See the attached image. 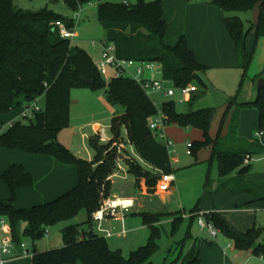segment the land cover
<instances>
[{
  "label": "trees",
  "instance_id": "1",
  "mask_svg": "<svg viewBox=\"0 0 264 264\" xmlns=\"http://www.w3.org/2000/svg\"><path fill=\"white\" fill-rule=\"evenodd\" d=\"M62 1L74 13L96 4V22L103 32L102 40L114 46L118 59L159 65L161 79L176 89L194 82L205 87L197 76L205 71V67L198 63L188 48L185 36L180 35L173 46L165 44L167 24L159 0H136L134 4L108 0ZM209 3L224 14V30L232 43L237 66L245 75L253 54L247 50L248 34L254 31L255 40L264 37V0H210ZM255 7L258 8L256 23H251L247 30H244L239 17L226 16L229 13H247ZM57 21L68 28L75 24L71 17L47 9L25 12L14 6V0H0V117L23 105L35 104L40 98L44 100L43 109H32L30 116L23 114V120L13 122L0 132V149L49 157L59 164L73 166L77 175L76 185L50 202L30 209L16 208L13 205L16 191L32 188L34 181L21 165L12 164L1 174L10 197L0 201V220L3 219L10 229L9 239L13 247L19 248L24 241H30L34 247L30 264H151L150 259L159 249L158 224L163 217H171V234H174L181 224L179 213L139 214L142 224L149 230V237L145 245L127 257L120 250H111L105 238L94 232L91 216L110 194L109 178L117 170V153L112 145L120 139L121 128L125 130L126 140L133 146L135 154L153 170L125 161L128 174L135 178V189L140 188L142 182L145 192L153 195L160 175L172 174L167 148L149 129V122L158 114V109L133 79H104L85 50L59 36L53 26ZM263 73L254 81L263 78ZM82 78L90 80L91 84L83 82ZM77 88L103 91L110 105H119L124 110L111 120L112 139L108 143H99L96 136L88 139V146L94 153L91 161L77 158L57 141L58 134L69 126L70 92ZM197 100L196 95L190 97V109L186 113L177 112L171 101L162 103L159 112L165 125L201 132L202 139L191 143L190 155L195 156L198 151L211 148L209 162L216 161L219 180L215 192L230 188L233 195L247 194L257 200L260 190L243 178L248 172L243 159L248 155H262L263 148L257 140L248 142L238 138L236 130L238 110L254 108L258 132H263L264 90L256 89V97L249 103L238 104L237 96L232 97L214 138L210 137L209 131L216 110L208 106L192 108L191 104ZM232 107L236 111L230 113ZM229 113L227 133L221 138L220 130ZM2 125L0 121V129ZM236 170L237 176L229 178V174ZM80 213L85 215V221L67 225L61 230L63 245L60 248L35 250V242L43 238L49 228L70 222ZM190 213L195 220L197 207ZM203 217L205 223L231 241L236 250L264 259V243H260L264 231L261 228L252 226L246 232L238 233L217 213L203 214ZM189 236L188 227L186 238ZM186 240L184 238L179 244ZM170 254L171 250H168ZM162 264H200L198 248L194 245L186 252L181 249L174 260L168 261L167 256Z\"/></svg>",
  "mask_w": 264,
  "mask_h": 264
},
{
  "label": "rangeland",
  "instance_id": "2",
  "mask_svg": "<svg viewBox=\"0 0 264 264\" xmlns=\"http://www.w3.org/2000/svg\"><path fill=\"white\" fill-rule=\"evenodd\" d=\"M145 2H153L155 0H144ZM163 9V18L167 24L166 35H174L177 30H180V33H184L186 38L192 31L190 35L196 36L198 30H204L208 33L210 32L208 12L205 10H200L191 8L193 4L190 0H159ZM111 3H122L128 2L129 4H134L136 0H108ZM210 0H203L201 5H206L205 7L211 9L215 13H221L216 7L211 5ZM180 5L181 8H177ZM14 6L17 9H20L25 12H38L43 9L50 10L58 15L72 18L74 12L69 10L63 3L62 0H14ZM189 6V8H188ZM187 11V12H186ZM223 16V13H222ZM226 16H237L243 22L244 30H247L251 23H256L257 16L254 11L247 13H229ZM212 20V21H211ZM211 25L214 23V15L211 19ZM219 26L222 28V31L225 32L222 18H219ZM76 26V41L74 45L79 46L81 49L85 50L91 57L93 63L97 66L99 62L98 54L90 46V42L93 41L98 43L102 40L103 36L100 34L101 28L97 25L96 22V4H90L82 8V12L79 14L78 20L75 22ZM214 27V25H212ZM192 30V31H191ZM211 33V32H210ZM226 34V32H225ZM227 35V34H226ZM228 36V35H227ZM176 42V41H174ZM247 50L248 52L253 51L250 64L243 74V70L239 67L232 66L226 69H213L206 68L203 73H198V78L201 82L204 83L205 87L201 86L199 83L194 82L190 83L187 86H195L197 92L195 93L198 100L191 104L192 108L199 107V103H206L207 106H211L217 110L210 130V135L215 136L213 132L218 130L220 121L222 118L223 110L225 109L228 101L237 96V100L241 101H253L256 97V83L253 81V77L264 68V39L255 40L254 31L250 32L247 37ZM109 77H112L113 72L108 69ZM264 77V73H263ZM156 80H160V77L157 76ZM207 81V82H206ZM206 82V83H205ZM257 82V80H256ZM148 97L155 104L158 109V112L161 109V104L166 102H173L174 107L179 113H186L190 109L189 102L183 104H178L180 93L175 90V95L172 98H165L160 93L147 92ZM194 95V94H193ZM95 98L102 99L104 101L102 110L97 111H88L90 104ZM70 101L72 102L71 107V126L62 130L57 137V141L62 144L68 142L73 135V143L79 146L80 157H77L83 161H88V158L93 156V151L89 148L88 142L86 141V147L84 150L83 145H81L80 134L81 132L75 129L74 127L79 126L78 124H84V122L89 123V127L83 129V132L91 134V125L98 124L100 128H103L106 132V136L109 138L107 142H101V144L108 143L111 139L110 124L113 117L121 115L123 113V108L119 105H110L107 102V95L103 91L93 92L87 88H77L73 89L70 92ZM199 101V102H198ZM77 103H81L77 105ZM39 109H43L44 100L40 99L36 103ZM34 103L29 105H23L14 111L10 112L7 115H4L1 119L4 124L2 125L0 132L8 128L11 122H15L22 119V114L27 116L31 115L32 109L35 106ZM83 107V108H82ZM85 107L87 110H85ZM83 109V110H82ZM240 117V125L238 133L241 137L246 138L247 140L257 139L253 134L258 131V120L257 112L254 108H243L238 115ZM82 122V123H80ZM228 119H224L222 125V131L227 127ZM164 132L168 133L174 145L175 154H170V163L172 167L173 174L177 178V186L179 183V191L175 193L174 197L168 202H162L160 199L155 196H151L148 200L151 203L144 205L142 213H175L179 212L183 218H188L191 210L196 205L197 208L204 206L206 197L210 198L206 192L205 180L208 178L209 182H212L217 177V164L213 160L210 164L209 162V152L207 149H202L196 153V155L187 154L186 143H192L195 141H200L202 139V134L196 129H182L176 125H165ZM215 131V132H216ZM214 132V133H215ZM263 137H261L260 142L264 144V130ZM125 130L121 128L120 130V139H117L112 147H115L117 153L116 164L118 162L124 163L125 161L135 160L133 158L134 148L130 145L126 139ZM97 137V136H96ZM98 138V137H97ZM63 145V144H62ZM67 148V147H66ZM89 151V154L86 152ZM71 152V151H70ZM72 153V152H71ZM73 154V153H72ZM75 156V155H74ZM27 157L24 153H19L15 151H9L0 149V166L2 165H19L22 164L20 158ZM142 168V163L139 164ZM251 164V163H250ZM256 164L252 162V165ZM144 169V168H143ZM234 173H231L233 175ZM115 185L113 189L121 190V185L118 180H115ZM160 182L157 181L156 189ZM0 201L7 200L10 197L9 189L4 185L0 177ZM129 195V194H128ZM17 196V195H16ZM132 197H135L134 193H131ZM109 198V196L107 197ZM13 205L16 208L30 209L35 205L30 198L24 196L16 197ZM198 216V214H197ZM128 219H132L130 227H126V235L124 239L116 237V230L112 229L110 225H107V222H103L102 226L105 229H108L107 232L114 234L112 238H106L107 244L111 250H120L124 257L136 250L137 248L146 244L149 237V230L147 227L142 225L141 218L137 214H131L126 216ZM205 219V218H204ZM85 221V215L80 213L76 218L67 223L58 224L52 228L48 229V234L35 242V249L37 252L41 250H50L55 248H60L63 245L60 230L67 225H76L81 224ZM205 221V220H204ZM135 222V224H134ZM133 223V224H132ZM115 226L114 223H110ZM119 225V224H117ZM94 232L98 234L96 226L94 225ZM137 227L136 229H134ZM189 227V233L196 237L198 236L201 246L199 247L201 258L203 259H214L216 256V247L219 250H225L227 242L224 240V237L217 232L215 239H212L206 230H200L199 225L197 224V218L191 222L184 220L181 222L179 228L174 234H171V225L163 224L159 228V239L157 241L158 251L150 259L151 264H162L163 259L168 256V259L174 260L177 257V253H171L168 255V250L171 247H175L174 244L182 241L186 235V228ZM133 228V229H132ZM122 230V228H121ZM217 231V230H216ZM99 236H101L99 234ZM2 241L6 243L8 237L2 235ZM260 243H264V238L261 237ZM26 247L29 250V257L20 258L17 264H28L30 261V256L33 252V246L30 241H25ZM179 246V245H178ZM178 248V247H177ZM177 248L175 251H177ZM180 249V247H179ZM174 251V252H175ZM218 252V251H217ZM179 253V252H178ZM228 255V253L226 252ZM258 258V257H257ZM236 258L235 261H237ZM251 260V261H250ZM249 260V263L246 264H258L253 258ZM10 261V260H9Z\"/></svg>",
  "mask_w": 264,
  "mask_h": 264
},
{
  "label": "crops",
  "instance_id": "3",
  "mask_svg": "<svg viewBox=\"0 0 264 264\" xmlns=\"http://www.w3.org/2000/svg\"><path fill=\"white\" fill-rule=\"evenodd\" d=\"M190 1L193 3L191 5V8H194V9L200 8V10H205L206 12L209 13L208 14V19H209L208 23H209V27H212L209 29L211 33L209 31L207 33L204 30H198L196 36H193V35H190L193 33V31L191 30L192 32L186 36L188 48L194 54L198 63H200L201 65H203L206 68H213V69H217V70L226 69V68H229L232 66L238 67L235 56H234L232 43H231L229 37L225 34L224 31H222V28L219 26V23H220L219 18H222V21H223L224 14L222 16V12H221L219 15V13H215L214 11H211V9L205 7L206 5H201L203 0H200V1L190 0ZM124 3H128V2H124ZM177 8H181L180 5H178ZM188 8H189V6H188ZM254 10H255V13L257 16L258 15V8L255 7L252 11H254ZM81 12H82V9H81ZM213 15H214V23L212 25H214V27L211 25V21H212L211 19H212ZM100 32H101L100 34L103 36V32L102 31H100ZM75 33H77L76 30H75ZM180 35H184V33H180V30H177L176 34H174V35L172 34V35H170V37H169V35H165V37H164L165 44H167L168 46H173L176 43L174 41H177V39L179 38ZM259 39H264V37H260ZM75 41H76V38H75ZM91 48L94 50L95 53L98 54V58H99L100 57V49L98 47H91ZM263 71H264V68L261 71H259L253 77V79L257 75L262 73ZM144 77L145 78L149 77V73H144ZM263 79H264V77H263ZM40 99H42V98H40ZM237 102H238V104H244V103H249L252 101H241V102H239L237 100ZM89 103L90 104L93 103V104L91 106H89L88 111L92 110L96 113L97 111L102 110L104 101H102V99L95 98L94 100H92V102H89ZM80 104L81 103H77V105H80ZM199 105H200L199 107L207 106L206 103H202V102H200ZM71 107H72V102L70 101L69 126H71L70 125L71 124L70 123L71 122ZM208 107H211V106H208ZM242 109L238 110L239 111L238 115L240 114V111ZM85 110H87L86 107H85ZM224 110H223V112H224ZM233 111H236L235 107H232V109L230 110V113ZM216 112H217V110H216ZM230 113L226 117L228 119V122H229ZM2 118H3V116L0 117V121L4 124V122L1 120ZM12 123L13 122H11V124ZM80 123H82V122H80ZM78 125L79 126L74 127V128L81 132L80 140H81V145H83V147H84V146H86V141L88 142L89 138L96 136V129L99 126H98V124H92L91 125V134H89L87 132L82 131L83 129H86L89 127V125H90L89 123L84 122V124H78ZM239 125H240V117L238 116V126H237V130H236L237 137L244 139L248 142H252V141L257 140L263 148V153H262V155H263L264 154V144L262 142H260L261 137H263V133L260 137H256V134L258 133V131H257L255 134H253L255 136V138H257V139L247 140L246 138L241 137L239 135V133H238ZM227 129H228V127H226L224 129V131H222V127H221V130H220V137L221 138L226 135ZM210 130H211V128H210ZM215 131H216V128H215ZM214 132H213V134L216 136L218 130L215 133ZM163 134L167 139L171 140L169 134L164 132V130H163ZM209 135H210V131H209ZM215 136L210 135L211 138H214ZM73 138H74V132H73L72 138L68 142H65L62 144L65 147H67L68 150L73 153V155H75L76 157H80V152H79L80 148L78 145L73 143V140H72ZM110 138L111 137H109V138L107 137L108 140ZM124 138L126 139V133H125ZM173 145H175V143H173ZM85 148L86 147H84V150H87ZM206 149L209 152V154H211V150H210L211 148L208 147ZM86 152L89 154V151H86ZM174 152H175V150H174ZM92 158H93V156L88 158V161H91ZM133 158H134L136 163H138V162H139V164L142 163V166H145V167H143L144 169H146L148 171H153L152 168L149 167L147 164H145L135 153H133ZM209 158H210V156H209ZM20 159L22 161V164H19V165H21L26 172L31 174L33 181H34V185L30 189H18L16 191V195H17L16 197L17 198H18V196L28 197L31 199V201L33 203H35V205H39V204L47 203V202H50V201L56 199L60 195L71 190L76 185L77 175H76V169L73 166L62 165V164L55 162L54 160H52L49 157H43V156L27 155V157H22ZM255 163L256 164H254V165H252V163L248 165V172L243 176V178H244L245 182L253 184L254 186H256L260 190V193L258 195L259 197L257 200L253 199V197H251L247 194L233 195L230 188H224L223 190H221L219 192H215V189H216L218 182H219L218 173H217L216 179L213 180L212 182H209L208 178H206V180H205V184H206V181L208 183L205 186L206 192L203 194H204V196H205V194H208V196L210 198L206 197V201H205L204 206H202L201 208H199V207L197 208L198 214L199 213L208 214V213H212V212L217 213L222 220H224L233 230H235L238 233H244L247 230H249L250 228H252V226L259 227L264 231V159L259 161V162H255ZM7 165L5 164V165L0 166V177H1V174L10 166V165L9 166H7ZM116 166H117V170L109 178L110 183H111L109 197L110 198L116 197V198L132 199L134 202V207L132 209H130L127 213H125L123 215L122 219L119 217L117 219H107L104 222H107L108 226L110 225V227L112 229L116 230L115 234H116L117 238L124 239L123 237L126 235V227L127 226L130 227L131 221H132V219H128L126 216L131 215V214H137V215L141 214L143 209H144V205L151 203L150 200H148L151 196H155L156 198L160 199L162 202L170 201V199L172 197H174L175 193H178L180 186H179V183L177 186L178 181H177V178L173 174V171H172L171 175H173L174 181L170 184L168 190L159 191L158 189H156L153 195H149L145 192V189L142 186V182L140 183V188H138V189L134 188L135 178L132 175L128 174L127 167L125 166L124 163L118 162L116 164ZM232 173H234V174L231 175V173H230L228 176L229 178L237 176V170L233 171ZM115 180H118V182H120L119 184L121 185V190L113 189L115 182H116ZM0 190H2L1 186H0ZM131 193H134L135 197L130 196ZM195 207H197V206L195 205L194 208ZM173 213H170V214H173ZM175 213H179V212H175ZM152 214L168 215L167 213H152ZM179 216L181 217V222L183 221V219L188 220L189 222L193 221L192 220L193 216L191 213H190L188 218H183V216L180 213H179ZM171 222H172L171 217H163L161 222L158 224V226L160 228V226H162L163 224H170L171 225ZM110 223H114L115 226L110 224ZM117 224H119V225H117ZM134 224H135V222H134ZM121 228H122V230H121ZM136 228L137 227H135L134 229H136ZM103 229L106 231L108 230V229H105L104 227H103ZM61 230H60V233H61ZM200 230L203 231L206 229L200 228ZM186 231H187V228H186ZM111 233H110L111 236L109 238H112L114 235ZM5 236H7V235H5ZM7 237L9 239V236H7ZM185 239H187V240L183 244H179L181 242L180 241V242H178V244L177 243L174 244L175 247L169 248V250H171V253H175V254L177 253L178 254L179 250H181V249L184 252H186L189 250V248L196 245L198 248V251H199L200 264H246V263H249V260L251 258H253V260L258 262V264H264V259L257 258L255 256L251 255L249 252H240V251L236 250L233 243L231 241L227 240L226 238H224V240L228 244H227L225 250H219L216 247V252H215L216 256L214 259H211V260L203 259V258H201V253L199 250L201 243H200L198 236L193 237L190 234V236L186 238V235H185ZM260 240H261V238H260ZM23 244L25 245V249L29 253V250L26 247L25 241L23 242ZM179 247H180V249H179ZM176 248H177V251H175ZM41 251H44V250H41ZM21 252H22L21 247H19V248L14 247L12 249L10 255L8 257H6V263L5 264H17L19 261H16V260H19L20 258H24V256H21ZM226 252L228 253V255L226 254ZM26 257H29V256H25V258ZM236 258H238L237 261H235ZM168 261H170V260L168 259ZM28 264H30V261Z\"/></svg>",
  "mask_w": 264,
  "mask_h": 264
},
{
  "label": "built area",
  "instance_id": "4",
  "mask_svg": "<svg viewBox=\"0 0 264 264\" xmlns=\"http://www.w3.org/2000/svg\"><path fill=\"white\" fill-rule=\"evenodd\" d=\"M200 1V0H194ZM79 12L73 14L72 19L74 23L78 20ZM59 36L63 39L69 40L70 43H74L76 38L75 29L76 26L68 28L64 23L57 21L53 23ZM91 47H98L100 49L99 62L97 64V69L104 79H110L108 75V69L113 72L112 77H126L136 81L146 92L160 93L165 98H172L175 95V90L180 93V99L178 104H183L187 102L190 97L197 92L195 86H186L184 88L176 89L171 83L161 79V68L159 65L154 63H139L132 60L118 59L115 55V48L113 45L106 43L104 40H100L98 43L93 41L90 42ZM144 73H149V77L145 78ZM156 76H160V80H156ZM37 110L38 107L34 106ZM26 115V114H24ZM165 127L164 117L158 112L149 122V129L156 133L157 139L164 143L167 148L168 154H174L173 142L167 139L163 134V129ZM261 132L256 134V137H260ZM96 136L101 142H107L106 132L103 128L98 127L96 129ZM191 143H186L187 154H190ZM264 159L263 155L258 156H245L243 159V165L247 166L252 162H259ZM174 181L173 175L161 174L159 178L160 185L158 186L159 191L168 190L170 184ZM134 207V202L132 199L126 198H106L104 199L99 208L92 214L91 221L93 225L96 226L98 235L100 234L104 238H109L111 235L109 232L103 229L102 223L107 219H117L123 218V215L127 213L130 209ZM197 224L201 229H206L209 236L215 239L217 232L211 225L206 224L204 221L203 213H199L197 216ZM10 229L6 225L3 219L0 220V264L6 263V257H8L14 248L10 239L6 243L2 241V235L9 236ZM48 234L46 231L45 236ZM22 252L21 256H29L28 251L25 249V245L22 243L20 245ZM262 259V258H260Z\"/></svg>",
  "mask_w": 264,
  "mask_h": 264
},
{
  "label": "water",
  "instance_id": "5",
  "mask_svg": "<svg viewBox=\"0 0 264 264\" xmlns=\"http://www.w3.org/2000/svg\"><path fill=\"white\" fill-rule=\"evenodd\" d=\"M82 81L87 83V84H91L90 80L82 78ZM256 89H263L264 90V79L263 78H260V79L257 80Z\"/></svg>",
  "mask_w": 264,
  "mask_h": 264
}]
</instances>
